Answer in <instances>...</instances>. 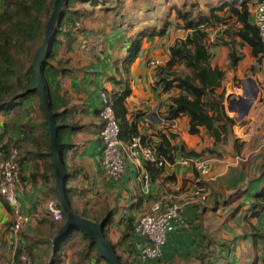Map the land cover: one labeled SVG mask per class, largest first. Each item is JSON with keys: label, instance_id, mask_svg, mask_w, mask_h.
Masks as SVG:
<instances>
[{"label": "crops", "instance_id": "1", "mask_svg": "<svg viewBox=\"0 0 264 264\" xmlns=\"http://www.w3.org/2000/svg\"><path fill=\"white\" fill-rule=\"evenodd\" d=\"M81 26L86 31L80 35L76 45L69 53L59 49L56 59L69 61L62 68L66 74L55 101V113L58 114L55 120L68 200L73 210L99 223L111 214L113 221L105 227L108 239L117 245L118 254L130 258L135 264H191L194 260H198L199 264H254L256 259L258 264H264V213L255 214L264 206L256 196L264 186V164H253L254 155L264 147V59L261 64L256 62L246 47L242 51L244 59L238 67L229 70V49L211 48L213 67L226 70L224 88L226 98L230 97L226 106H232L233 112L228 114L236 118L234 133L245 147L240 155L234 154L232 146L216 148L222 152V157L213 164L211 202L209 200L204 209L195 202L188 203L184 212L186 226L169 237L162 258L143 261L136 253L130 254L132 246L129 243L140 242L134 232L129 242L119 245L127 226L135 227L139 219L151 211L154 202L162 197L170 195L181 202L193 198L187 191L197 184L198 174L193 169L168 164L161 176L151 180L145 162L134 158L130 146L124 144L127 172L121 180L107 179L101 169L102 94L106 90H122L114 78L127 80L131 88L127 99L128 117L134 119L137 114H144L138 122L139 132L154 147L161 140L160 136L169 137L172 134L179 137L173 144L185 142L199 151L212 148V143L207 137H192L188 133V118L177 121L166 119L165 103L174 93L166 94L158 89L155 68L150 66L151 60H161V64L169 60L170 44L160 45L164 43V38L145 39L141 55L126 72L122 66L116 65L128 52L126 48L129 46L125 47L127 42L120 40L122 36L129 42L126 28L120 29L117 20L105 21L102 18L86 20L77 28ZM185 35L177 37L184 38ZM110 42L118 48L113 50L108 44ZM248 87L254 89L256 96L245 115L236 104L247 100ZM46 129L48 132L37 97L26 100L12 113L0 115V163L8 157L10 146L9 152L12 148L18 150L23 159L20 164L22 186L18 192L19 208L30 218L25 229L15 234L12 231L14 217L11 207L0 195V256L11 258L20 245L29 244L31 237H38L43 245L35 251L47 253L48 257L44 255L46 260L40 262L48 264L60 232L58 226L64 224L54 221L47 211L50 200L60 202L55 173L45 171V164H49L50 158H39L37 147L31 141L32 137L39 138ZM190 139L193 141L190 142ZM48 141L54 164L49 136ZM193 142H196L195 145H192ZM48 149L43 148V154H47ZM181 157L178 155L176 162ZM71 235L74 241L75 236ZM66 247L67 254L62 250L61 264H67L63 258H72L73 242L70 241ZM73 259L71 264H77L78 252L73 253Z\"/></svg>", "mask_w": 264, "mask_h": 264}, {"label": "trees", "instance_id": "2", "mask_svg": "<svg viewBox=\"0 0 264 264\" xmlns=\"http://www.w3.org/2000/svg\"><path fill=\"white\" fill-rule=\"evenodd\" d=\"M262 1L264 0H242L238 4V0H211L205 4V10H201L200 4L184 1L182 4L171 3L160 16L158 9L150 3V0H66L62 16L54 29L53 51L42 65L54 117L58 118V114L55 113V101L62 87V78L66 74L62 68L69 63V61L56 60L58 49L63 48L65 53L72 50L80 35L86 31L84 26L77 28L81 23L97 18L105 21L114 19L118 21L120 29L126 28V32H133L129 37L131 45L127 55L116 62V65L122 66L126 72L141 55L145 39L169 36L175 24L177 26H174L175 29L186 35L184 38L176 39L169 46V60L154 69L156 86L163 93H174L165 103L166 119L177 121L184 117L188 118V133L192 137H207L212 143V148L199 151L190 148L185 142L173 144V141H177L179 137L172 134L169 137L160 136L161 140L155 145V149L158 155L171 165L176 163L178 155L196 159H209V157L219 159L222 157V152L216 148L221 149L225 146H232L234 154L240 155L245 144L241 143L234 133L236 118L228 114L226 102L230 97L226 98L224 88L226 70L213 67L211 48L229 49V70L238 67L244 59L243 50L246 47L249 48L256 62L261 64L264 59V43L259 28L254 23L253 10ZM129 2L131 5L128 7ZM54 3L55 0H0V115L12 113L26 100L37 97L46 128L48 125L45 109L36 90L38 81L32 62L44 40L45 28L53 12ZM149 15L153 17L150 18L153 22L144 20V16ZM140 25L142 27H139ZM113 80L122 90L118 92L106 90L104 93L116 113L121 130V141L131 145L134 138L140 136L146 143L147 139L140 135L138 123L144 114H137L134 119L128 117L127 99L131 95V88L127 80L124 78L119 81L116 78ZM48 136L46 129L39 138L32 137L31 141L37 147L39 158L43 160L50 158L49 164H45V171L54 173V164L48 149ZM15 146L19 149L18 145ZM10 148L11 146L7 152L9 154ZM43 148L48 149L45 152L47 154H43ZM18 161L20 164L23 161L20 154ZM261 164H264V157ZM164 168L145 162V169L151 180L161 176ZM194 173L197 174L196 171ZM256 196L263 205L264 186ZM58 203L60 205V202ZM69 206L73 210L70 201ZM256 213H264V206L256 210ZM64 215L65 224L67 217L65 213ZM253 215L250 216L254 217ZM80 216L87 218L86 215ZM112 221L113 216L110 214L105 219L104 226L108 227ZM64 224L58 226V232ZM134 228L127 226V232L122 234L119 245L129 242ZM104 234L108 238L105 228ZM81 235L85 244L78 253L77 264H109L101 257L96 243L88 236ZM72 238V235L67 234L54 244L52 252L50 250L48 264H61V251L70 244V241L72 242ZM137 238L140 240L139 237ZM22 239L24 240V237ZM29 239V244L18 247L19 251L14 258L15 264H22L21 256L24 254L30 255L34 264L40 262L41 256L48 257L47 253L36 252L40 245H43L42 239L38 237ZM137 244L138 242L129 243L132 246L129 250L130 254L136 253L139 257ZM113 246L117 251V245L113 244ZM118 255L125 262L123 256ZM255 261L254 264H258V259ZM0 264H6L3 263L2 258Z\"/></svg>", "mask_w": 264, "mask_h": 264}, {"label": "built area", "instance_id": "3", "mask_svg": "<svg viewBox=\"0 0 264 264\" xmlns=\"http://www.w3.org/2000/svg\"><path fill=\"white\" fill-rule=\"evenodd\" d=\"M254 23L259 28L260 37L264 43V1L260 2L253 10ZM161 64L158 60H151L150 66L156 68ZM102 127L100 136L102 139L103 156L101 169L107 179L112 181L121 180L126 172V150L121 141V130L116 113L109 103L108 96L102 94V108L100 110ZM130 146L131 155L144 162L157 164L158 167H166L168 162L160 157L151 143H144L142 137L134 138ZM19 152L12 148L9 156L0 163V195L11 207L13 214L12 231L15 234L22 232L30 218L22 213L19 208L18 192L22 186L21 165L18 161ZM182 168H190L197 172L198 181L189 192L193 198L186 201H177L172 196L162 197L154 202L151 211L142 216L136 223L134 233L140 238L137 250L138 256L143 261L159 260L163 256L164 247L169 237L179 229L186 226L184 216L185 207L188 203L195 202L200 207H207L209 196L206 184L209 183L212 174V162L210 159H196L181 157L174 164ZM146 179L148 175L146 174ZM195 200V201H194ZM50 217L56 222H63L64 211L55 200L47 204ZM22 264H33L30 255L21 256Z\"/></svg>", "mask_w": 264, "mask_h": 264}, {"label": "water", "instance_id": "4", "mask_svg": "<svg viewBox=\"0 0 264 264\" xmlns=\"http://www.w3.org/2000/svg\"><path fill=\"white\" fill-rule=\"evenodd\" d=\"M66 0H55L53 12L47 22L45 28V36L42 44L39 46L33 57V68L37 75V86L43 107L45 109L46 121L48 125L49 140H50V150L53 155L54 160V173L56 178V188L60 195V206L66 214L67 220L60 230L58 236L55 239V244L63 236L67 234H74L76 231L88 236L95 243L100 252L101 257L109 264H126L123 262L118 255L116 249L114 248L111 241L104 234V222H94L85 217L80 216L75 213L69 206L67 188H66V178L62 170V152L59 139L58 126L53 115L50 101L48 99V92L46 83L43 77L42 65L48 55L53 51L54 48V29L58 20L62 16V11L64 8ZM231 104H234V102ZM228 112L232 111V106H228Z\"/></svg>", "mask_w": 264, "mask_h": 264}, {"label": "rangeland", "instance_id": "5", "mask_svg": "<svg viewBox=\"0 0 264 264\" xmlns=\"http://www.w3.org/2000/svg\"><path fill=\"white\" fill-rule=\"evenodd\" d=\"M184 1H186L187 3H191V2H193L192 4H195V5H197V4H200L199 5V7L201 8V10L203 9V10H205L206 9V3L207 2H209V1H211V0H150V3L152 4V5H154V6H156V8L158 9V14L160 15V16H162V12H165L166 10H167V8H168V6L169 5H171V3H178V4H182ZM239 1V3L238 4H240L241 2H242V0H238ZM131 5V3L129 2L128 4H127V6L129 7ZM152 16L151 15H149V16H144V20H149V21H152L150 18H151ZM153 18V17H152ZM172 19H174V17H172ZM153 22V21H152ZM174 26H175V24H174ZM172 27V29L170 30V32H169V36H166L165 38H164V43L163 42H161L160 43V45H162V44H173V42H174V40L176 39V38H178L177 36L179 35V34H183L184 32H181V31H179L178 29L176 30L175 29V27H177V26H175V27ZM139 27H142V25H140ZM138 27V28H139ZM128 34H129V36L131 35L132 36V32H127ZM185 34V33H184ZM120 40L122 41V42H127V44L125 45V47H127V46H130L131 45V42H128V40H125L122 36H120ZM108 44H111L110 46L112 47V49L113 50H116L118 47H116V44L114 43V42H110V43H108ZM124 44V43H123ZM129 48V47H128ZM128 48H126V49H128ZM56 49V48H55ZM57 51V50H56ZM58 51H59V49H58ZM161 61V60H160ZM249 82H251V81H249ZM252 83V82H251ZM255 91H254V89L253 88H250V87H248L247 88V96L245 97V98H247V100H242L240 103H238V104H236L237 105V107L239 108V111H242L245 115H246V113L251 109V106H252V100L255 98ZM230 106V105H229ZM191 140L193 141V139H190V142H191ZM204 140L202 139V143H204L203 142ZM195 143L196 142H193L192 143V145H195ZM255 156V158H254V160H253V164H261L262 163V159H263V157H264V147L263 148H261L260 150H259V152H258V154L257 155H254ZM209 159L211 160V162H212V166H213V164L215 165V160L217 159V158H212V157H209ZM220 160V159H219ZM177 167H179V166H177ZM214 167V166H213ZM213 172H214V169L212 168V174H211V181L209 182V183H207L206 184V191H207V193H208V196H209V200H210V202H211V195H212V183L214 182V180H213V178H214V175H213ZM193 188V187H192ZM191 190H188L187 192H190ZM208 200V201H209ZM209 204V203H208ZM198 206V205H197ZM200 207V206H199ZM201 209H204V208H206V207H200ZM220 234V233H219ZM225 234V233H224ZM74 236H75V239H74V241L72 240V242H73V248L71 249V252H70V255L72 254V258L69 260L68 259V257H65V258H63L62 260H63V262L64 263H67V264H71L73 261H74V259H73V253L75 254L76 252H80V249L82 248V245H84L85 243L84 242H82V235H80V232H78V231H76L75 233H74ZM22 240V239H21ZM67 248L68 247H66V248H64L63 249V251H64V253H66V250H67ZM18 251H19V249H16V250H14V252H15V254L14 255H12L11 256V258H9V257H5V255L4 256H0V258H2L3 259V263L5 262L6 264H12V261H14V258H16V255H17V253H18ZM63 251H61V254H62V252ZM67 254V253H66ZM3 255V254H2ZM7 259H9V260H7ZM7 260V261H6ZM41 260H46L45 259V257L44 256H41V259L39 260V261H41ZM123 260L125 261V262H128L129 264H135V261H133V260H131L130 258H126L125 256L123 257ZM15 262V261H14ZM34 262V261H33ZM200 262L197 260H194V261H192V263L191 264H199ZM15 264V263H14ZM34 264V263H33ZM35 264H42L41 262H38V263H35Z\"/></svg>", "mask_w": 264, "mask_h": 264}]
</instances>
